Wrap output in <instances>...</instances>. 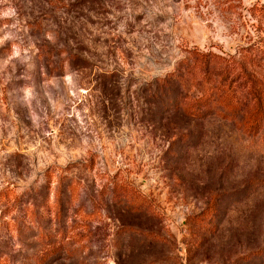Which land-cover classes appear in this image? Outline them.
<instances>
[{"label": "rangeland", "instance_id": "obj_1", "mask_svg": "<svg viewBox=\"0 0 264 264\" xmlns=\"http://www.w3.org/2000/svg\"><path fill=\"white\" fill-rule=\"evenodd\" d=\"M263 1L0 0L4 264L47 250L44 264H264V129L163 104L189 50L260 46ZM245 64L264 78V57ZM112 181L156 215L108 202ZM213 195L216 232L196 249L190 216Z\"/></svg>", "mask_w": 264, "mask_h": 264}, {"label": "trees", "instance_id": "obj_2", "mask_svg": "<svg viewBox=\"0 0 264 264\" xmlns=\"http://www.w3.org/2000/svg\"><path fill=\"white\" fill-rule=\"evenodd\" d=\"M256 12L264 17V1L256 5ZM261 27L264 31V22ZM260 46H256L252 54L244 53L237 58L234 55H221L212 51L192 49L187 52L173 72L168 73L166 88L168 98L163 102L166 109L179 112L183 116L204 120L212 115L222 120L231 121L245 135L255 136L264 129V78L250 70L245 61L260 60L264 57V32ZM259 51V54H257ZM170 82L175 85L171 89ZM72 191L75 184L68 185ZM104 197L108 202L122 205L135 214L156 215L151 201L135 186L129 183L110 182L105 189ZM218 195H213L207 205L199 212L190 216L191 225L204 233L201 239H194V248L199 249L216 232L215 215L217 213ZM61 197L58 196V205ZM133 231H140L128 227ZM147 237L154 239L152 233ZM45 237L43 241L49 240ZM260 255L252 251L251 255ZM52 250L36 257V264H44ZM6 258H0L4 264Z\"/></svg>", "mask_w": 264, "mask_h": 264}]
</instances>
